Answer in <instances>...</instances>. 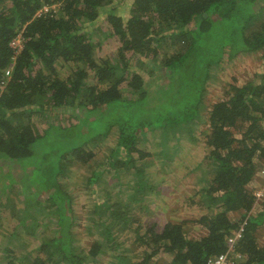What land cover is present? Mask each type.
<instances>
[{"label": "trees", "instance_id": "trees-1", "mask_svg": "<svg viewBox=\"0 0 264 264\" xmlns=\"http://www.w3.org/2000/svg\"><path fill=\"white\" fill-rule=\"evenodd\" d=\"M116 5V0H0V175H9L13 184L17 173L12 165L19 164L27 178L39 182L38 189L33 182L27 187L25 197H38L43 206L32 210L22 202L16 221L38 240L33 253L18 255L22 246L14 243L20 236L14 230L0 261L88 264L107 245L116 249L124 244L115 240L112 225L118 232L129 229L131 220L122 211L128 205L96 201L90 213L98 218L90 221L102 229L90 228L100 239L85 253L74 231L72 192L63 178L94 161L97 147L116 126V145L105 161L89 166L87 188L95 192L101 175L108 173L120 186L118 175L129 169L136 176L126 183L130 200L144 189L153 192L155 185L143 179L136 165L135 155H145L139 142L149 130L181 128L198 119L205 125L199 203L206 212L197 219L204 233L189 236L182 222L168 221L160 229L147 222L141 232L135 229L133 256L115 253L110 264H208L212 256L234 254L228 237L240 227L234 245L241 256L237 264H264V244L258 243L264 194L256 196L259 189L250 186L264 171V73L241 85L229 84L208 104L202 99L209 65L222 55L230 60L264 50V0H129ZM104 26V39L115 38L118 46L100 57L96 48L101 43L93 37ZM17 35L24 46L14 54L10 41ZM204 44L207 49L198 51ZM163 101L164 107H157ZM65 113L68 120L62 121ZM34 118L51 120L39 128ZM7 186L0 181V190ZM43 224L53 226L46 232ZM160 254L170 258L161 262Z\"/></svg>", "mask_w": 264, "mask_h": 264}, {"label": "rangeland", "instance_id": "rangeland-1", "mask_svg": "<svg viewBox=\"0 0 264 264\" xmlns=\"http://www.w3.org/2000/svg\"><path fill=\"white\" fill-rule=\"evenodd\" d=\"M128 1L116 0V4L125 6ZM106 31L107 28L105 26L96 29V35L93 37L94 41L101 43L100 47L97 46L96 48V54L100 57L105 54L115 53L118 46L115 38L104 39ZM205 46L206 44L200 47L198 51H205L207 49ZM205 62H203L202 66L205 65ZM65 70V68L60 67V71ZM261 73H264V50L236 56L230 60L225 55H222L217 63H212L208 66V76L202 87L203 103L208 104L219 99L229 84L241 85L248 78L255 77L256 74L260 75ZM164 103L166 102L163 101L156 104L157 107H164L162 106ZM154 104L152 103V106ZM67 116L65 113L60 119L67 121ZM33 120L39 128H43L49 124L51 119L42 121L34 118ZM72 122L74 123L75 121L73 120ZM193 122V124L185 125L181 128L164 130L159 127L149 130L139 142V148L145 155L142 156L143 158H137L135 155L136 165L145 175L143 179L155 185L156 189L153 192H148L144 189L142 192H136L134 198L130 200V188L126 183L135 181L136 176H131L129 174L131 171L128 172L129 169L126 170L125 174L118 175V182L122 183L120 186L115 185V179H111L114 175L108 173L101 175L95 186V192L92 191V188H87L86 178L90 176L89 166L105 161L110 154V149L116 145V134L118 131L116 126L112 127L109 136L97 147L94 161L85 168L74 167L72 175L63 178L64 181L68 182L67 190L72 192V207L75 211L74 231L85 253L88 252L89 246L94 240L99 241L100 239L98 238V233L93 232L91 234L90 226H93V230L102 229L101 223L93 225L92 221H90V217L95 216V220L98 218L93 213H90L94 203L107 199L112 204L123 201L128 205V211H126V208H122V211L127 213L131 220L129 229L119 231V233L117 225H112L115 226V234L117 236L115 240L123 241L124 244H117L116 249L107 245L104 253L97 254L95 259L88 262V264H110L114 259L113 254L115 253L116 255L122 254L132 257L135 252L130 250V248L136 237L135 229H140L141 232L147 222L156 223L158 229L168 221L182 222L189 236L199 237L204 233V230L197 223V219L206 212L204 205L199 203L200 189L204 184V181L200 180L199 177L203 176L201 165L205 163L206 156V145L204 144V134L202 133L205 125L198 123V119H194ZM11 171L15 174L17 173V175H12L13 184L9 175H0L4 177L0 181L8 185L0 190V258L2 256V247L10 241V233L14 230L20 235L17 241L16 239L14 240V243L18 242V245L22 246L18 248V255L22 254L21 251H31L33 253L35 250L33 248L37 245L38 240L28 234L29 232H27L25 227L16 226V221L23 213L22 202L30 204L29 208L32 210H43V206L37 202L38 197L36 198L32 195L25 197L27 187L31 186L33 182L38 189L39 182H34V178H27L19 164H13ZM257 175L261 179L257 185L254 183L252 187L254 190L259 189L256 194L259 192L258 197H261L264 194V191L261 190L264 189V177L261 175L264 174L259 171ZM38 180L39 177H37ZM40 184L42 186L41 181ZM10 186L12 188L8 189ZM118 191L119 195L117 194ZM27 193L29 194L30 192ZM46 197L47 194L44 195L42 201ZM14 204L16 207L13 208ZM259 209L260 206H257L254 212L256 213ZM237 216L232 214V218ZM52 226V224L44 225L41 229L48 232ZM29 230L31 231V229ZM258 243L264 244V225L259 227ZM157 258L163 262L170 256L169 254H160ZM135 259L138 258L136 257ZM0 264L3 263L0 261Z\"/></svg>", "mask_w": 264, "mask_h": 264}, {"label": "built area", "instance_id": "built-area-1", "mask_svg": "<svg viewBox=\"0 0 264 264\" xmlns=\"http://www.w3.org/2000/svg\"><path fill=\"white\" fill-rule=\"evenodd\" d=\"M44 10H47V7H44ZM18 36V35H17ZM15 36L10 41V47L14 50V54L20 52L24 45L23 38L21 36ZM9 74V70L6 71V75ZM264 174V171H261ZM264 191V189H261ZM256 194V193H255ZM259 192H257L256 196H259ZM263 195V194H262ZM242 227L233 231V233L228 237V248L229 251H233V255H229L228 252L218 254L216 256H212L208 259V264H237V261L241 258L240 254L235 253V242L241 236Z\"/></svg>", "mask_w": 264, "mask_h": 264}, {"label": "crops", "instance_id": "crops-1", "mask_svg": "<svg viewBox=\"0 0 264 264\" xmlns=\"http://www.w3.org/2000/svg\"><path fill=\"white\" fill-rule=\"evenodd\" d=\"M259 181H260V178L255 179V181L253 180L252 183H250V186H252L254 183L257 185Z\"/></svg>", "mask_w": 264, "mask_h": 264}]
</instances>
